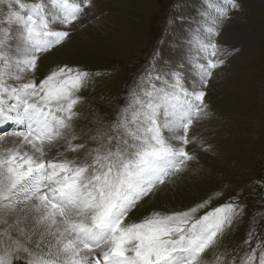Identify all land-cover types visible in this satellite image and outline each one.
I'll use <instances>...</instances> for the list:
<instances>
[{
  "label": "snow or ice",
  "instance_id": "obj_1",
  "mask_svg": "<svg viewBox=\"0 0 264 264\" xmlns=\"http://www.w3.org/2000/svg\"><path fill=\"white\" fill-rule=\"evenodd\" d=\"M13 2L18 10L13 9ZM233 9L236 0H225ZM91 0H8L6 24L20 29L21 42L14 55L0 41V213H18L15 225L23 243L0 239V264H13L21 249L27 264H203L204 255L240 215V206L227 202L197 217L199 208L183 212L152 213L138 223H127L129 212L158 186L182 172L193 157L185 150L190 128L207 113L205 92L190 90L180 73L170 82L161 76V87L133 95L116 125L115 148L95 149L91 164L49 158L62 142L69 151L83 148L70 135L74 110L88 73L67 66L36 83L24 81L37 67L39 54L61 44L70 25L85 14ZM226 17V10L220 12ZM219 21L210 20L208 33L218 34ZM7 35V33H5ZM198 50L207 64H197L200 85L224 63L227 53L215 42L197 37ZM212 57H215L213 59ZM15 80L19 83H9ZM32 227H19L22 221ZM6 223V221H5ZM36 234L38 239L31 240ZM251 240V233L249 243ZM15 245V247H13ZM31 245V247H29ZM264 264V242L257 244L241 264Z\"/></svg>",
  "mask_w": 264,
  "mask_h": 264
},
{
  "label": "rangeland",
  "instance_id": "obj_2",
  "mask_svg": "<svg viewBox=\"0 0 264 264\" xmlns=\"http://www.w3.org/2000/svg\"><path fill=\"white\" fill-rule=\"evenodd\" d=\"M236 3L239 7L233 9L225 0H91L78 21L60 27L68 37L39 54L36 69L25 73L22 81L39 83L63 66L89 74L76 93L78 116L70 130L76 136L71 143L83 148L69 151L62 142L49 153V158L78 164H91L98 147L105 152L115 148L109 137L120 134L114 126L123 109L134 94L146 99L142 89L161 87L157 76L172 82V73H180L186 87L192 90L195 82L196 90L205 92L208 114L194 121L191 142L185 146L193 159L176 178L139 201L126 218L127 223H138L154 212H183L206 202L195 214L199 217L227 202L238 204L240 215L206 252L203 264H241L246 253L264 242V0ZM7 4L0 0V41L3 50L14 55L20 29L5 23ZM12 7L18 10L14 2ZM222 10L226 17H221ZM86 14L95 15V21ZM212 18L219 21L214 35L207 31ZM228 28L236 39L223 34ZM197 37L210 39L227 53L203 86L195 63L206 64L207 57L198 50ZM3 147L7 146L0 144ZM17 216L0 213V232L23 243L14 226ZM0 239L9 243L7 236ZM28 259L21 249L13 264H27Z\"/></svg>",
  "mask_w": 264,
  "mask_h": 264
},
{
  "label": "bare ground",
  "instance_id": "obj_3",
  "mask_svg": "<svg viewBox=\"0 0 264 264\" xmlns=\"http://www.w3.org/2000/svg\"><path fill=\"white\" fill-rule=\"evenodd\" d=\"M209 1V0H208ZM86 15H88V17H89V20L93 23L94 21H95V19H96V16L95 15H91V17H90V14H86ZM99 17V16H98ZM53 26V29H55V30H59L60 31V27L61 26H63L62 24H60V23H55V24H53L52 25ZM15 29V28H14ZM63 29V28H62ZM65 30V29H64ZM232 31V29H227V31H224V33L223 34H225L226 33V35H228V37L229 38H233V39H236L238 36H236L235 34H233V32H231ZM16 39H20L21 37H20V34L17 32L16 33ZM16 42L18 43V40H16ZM194 55H195V53H194ZM193 58V57H192ZM195 70V69H194ZM196 71V70H195ZM197 71H198V69H197ZM196 77V76H195ZM199 78V77H198ZM198 80V79H197ZM196 81V80H195ZM14 127V125H12L11 126V128H13ZM1 129V128H0ZM10 137H6V139H5V141H0V144H4V145H6V146H8V143H9V141H10ZM55 149H53L52 151H51V154L52 153H55ZM50 154V155H51ZM179 174V173H178ZM178 174L176 175V176H178ZM176 176L175 177H173V178H171V179H174V178H176ZM21 227H27V228H31L32 227V223L30 222V221H27V220H25V221H22V224H21ZM31 238H35L36 240L38 239V236L36 235V234H33L32 236H31ZM22 239H23V237H22Z\"/></svg>",
  "mask_w": 264,
  "mask_h": 264
}]
</instances>
